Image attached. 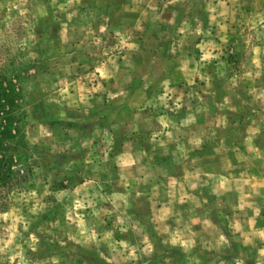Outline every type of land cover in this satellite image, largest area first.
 <instances>
[{
  "label": "rangeland",
  "instance_id": "1",
  "mask_svg": "<svg viewBox=\"0 0 264 264\" xmlns=\"http://www.w3.org/2000/svg\"><path fill=\"white\" fill-rule=\"evenodd\" d=\"M3 69L0 264H264V0H0Z\"/></svg>",
  "mask_w": 264,
  "mask_h": 264
},
{
  "label": "trees",
  "instance_id": "2",
  "mask_svg": "<svg viewBox=\"0 0 264 264\" xmlns=\"http://www.w3.org/2000/svg\"><path fill=\"white\" fill-rule=\"evenodd\" d=\"M7 72L3 69L0 71V185L6 187L9 183L10 168L8 160L11 156V151L14 150L13 143L20 129L18 123L14 124L15 113L19 105L15 104L16 99L22 98L21 83L23 75L17 71H12V76L9 78Z\"/></svg>",
  "mask_w": 264,
  "mask_h": 264
}]
</instances>
